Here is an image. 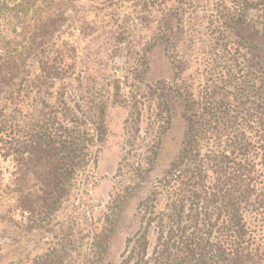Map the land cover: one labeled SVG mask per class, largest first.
Segmentation results:
<instances>
[{
  "label": "rangeland",
  "instance_id": "1",
  "mask_svg": "<svg viewBox=\"0 0 264 264\" xmlns=\"http://www.w3.org/2000/svg\"><path fill=\"white\" fill-rule=\"evenodd\" d=\"M222 13L0 0V264H123L183 146V99L228 69Z\"/></svg>",
  "mask_w": 264,
  "mask_h": 264
},
{
  "label": "trees",
  "instance_id": "2",
  "mask_svg": "<svg viewBox=\"0 0 264 264\" xmlns=\"http://www.w3.org/2000/svg\"><path fill=\"white\" fill-rule=\"evenodd\" d=\"M217 2L228 69L183 99V146L141 202L123 264H264V0Z\"/></svg>",
  "mask_w": 264,
  "mask_h": 264
}]
</instances>
